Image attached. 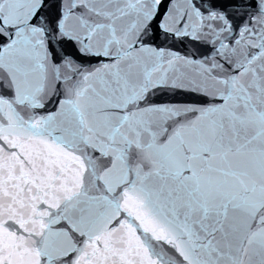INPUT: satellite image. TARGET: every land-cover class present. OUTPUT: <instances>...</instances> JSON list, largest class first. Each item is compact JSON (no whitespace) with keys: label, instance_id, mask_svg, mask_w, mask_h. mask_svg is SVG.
<instances>
[{"label":"snow or ice","instance_id":"snow-or-ice-1","mask_svg":"<svg viewBox=\"0 0 264 264\" xmlns=\"http://www.w3.org/2000/svg\"><path fill=\"white\" fill-rule=\"evenodd\" d=\"M0 264H264V0H0Z\"/></svg>","mask_w":264,"mask_h":264}]
</instances>
